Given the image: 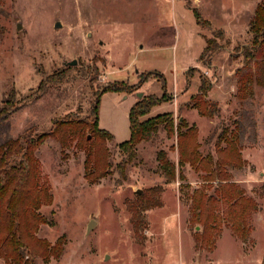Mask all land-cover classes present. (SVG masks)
<instances>
[{
	"label": "rangeland",
	"instance_id": "obj_1",
	"mask_svg": "<svg viewBox=\"0 0 264 264\" xmlns=\"http://www.w3.org/2000/svg\"><path fill=\"white\" fill-rule=\"evenodd\" d=\"M262 1L0 0V108L16 96L0 117V143L49 131L68 114L84 117L107 85L148 76L132 93L101 96L99 125L114 137L85 133L99 180L86 177L87 151L76 143L51 136L36 150L53 195L37 237L65 245L59 259L38 255L35 264H264V42L254 43L250 25ZM209 39L218 47L202 56ZM144 98L160 102L141 119L171 112L177 125H195L204 156L217 159V144L226 145L220 134L237 132L240 163L225 169L251 200L245 225L199 221L195 193L216 196L217 181L180 166L176 134L161 129L127 160L119 144L130 138L131 107ZM203 100L219 113L203 116ZM161 149L176 165L173 182L160 170Z\"/></svg>",
	"mask_w": 264,
	"mask_h": 264
},
{
	"label": "trees",
	"instance_id": "obj_2",
	"mask_svg": "<svg viewBox=\"0 0 264 264\" xmlns=\"http://www.w3.org/2000/svg\"><path fill=\"white\" fill-rule=\"evenodd\" d=\"M196 15L200 22L199 13L196 12ZM250 25L254 43H263L264 0L258 4ZM220 35H222V31ZM207 42L202 56L218 47L217 43H213L210 39ZM162 78H164L163 75ZM147 79L148 76L144 75L134 85L109 84L102 92L95 95V100L84 117L68 114L55 120L49 131L36 134L25 132L16 138L0 143V257H3L8 264H35V256L38 255L43 257L45 262H49L51 258L59 259L63 255L65 242L61 240L62 238L56 243L50 244L37 237L40 227L48 223L40 210L52 202L53 195L42 174L39 159L35 155L36 150L51 136L58 139L64 147L76 143L80 149L87 151L86 177L92 183L99 180L103 177L104 172L101 170L100 160L98 161L94 157L95 149L91 146L92 141L85 133L90 132L98 141L108 142L114 137L110 131L102 129L99 125L101 96L107 91L132 93ZM210 87V80L202 75L200 90L208 92ZM12 97L10 103L7 100V104L0 108V117L8 116L9 109L15 106L12 101L16 96ZM159 102L151 100V98H144L131 107L129 113L130 138L119 144L120 149L124 154H127V160L130 161L137 156V146L143 141L156 138L161 129L166 130L169 136L176 134L180 166L190 164L195 169L206 171L205 180L217 181L216 196L213 194L204 195L203 191L195 193L194 200L200 208L198 211L199 221L206 226L214 227L225 217L239 229L242 224L245 225L251 211V200L240 190V186L229 182L230 174L225 169L226 165L237 166L240 163L238 162L241 155L237 144V132H233L229 136L224 131L220 134L226 145L222 147L217 144V159L213 154L204 156L199 151L200 143L195 125L189 126L183 119L177 125L171 112L159 113L156 116L141 119V116L148 114ZM197 108L203 116H214L220 110L218 105L206 100L198 102ZM157 155L160 170L166 181L173 182L177 176L175 163L163 149L159 150ZM120 170L123 174V167ZM180 176L184 178L183 174ZM220 207L223 208L221 214L218 211Z\"/></svg>",
	"mask_w": 264,
	"mask_h": 264
},
{
	"label": "water",
	"instance_id": "obj_3",
	"mask_svg": "<svg viewBox=\"0 0 264 264\" xmlns=\"http://www.w3.org/2000/svg\"><path fill=\"white\" fill-rule=\"evenodd\" d=\"M60 25H61V23L58 22V23L56 24V27H58V26H60ZM21 27H22V25H21L20 23H18V25H17V29H20ZM75 63H76V61H73L72 64L75 65ZM142 94H143V92H139V95H138V96H142ZM93 223H94V221L91 222V224L89 225V228H88V229H90V228L92 227Z\"/></svg>",
	"mask_w": 264,
	"mask_h": 264
}]
</instances>
